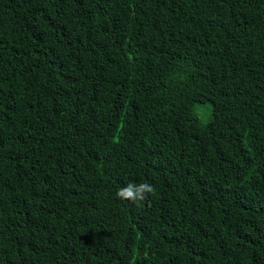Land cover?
<instances>
[{
	"label": "trees",
	"instance_id": "obj_1",
	"mask_svg": "<svg viewBox=\"0 0 264 264\" xmlns=\"http://www.w3.org/2000/svg\"><path fill=\"white\" fill-rule=\"evenodd\" d=\"M0 264H264V0H0Z\"/></svg>",
	"mask_w": 264,
	"mask_h": 264
},
{
	"label": "clouds",
	"instance_id": "obj_2",
	"mask_svg": "<svg viewBox=\"0 0 264 264\" xmlns=\"http://www.w3.org/2000/svg\"><path fill=\"white\" fill-rule=\"evenodd\" d=\"M155 191V187L150 183H129L126 187L116 192V197L121 200H130L133 203H140L145 201L148 195H154Z\"/></svg>",
	"mask_w": 264,
	"mask_h": 264
},
{
	"label": "rangeland",
	"instance_id": "obj_3",
	"mask_svg": "<svg viewBox=\"0 0 264 264\" xmlns=\"http://www.w3.org/2000/svg\"><path fill=\"white\" fill-rule=\"evenodd\" d=\"M201 117V119L204 117V116H200Z\"/></svg>",
	"mask_w": 264,
	"mask_h": 264
}]
</instances>
